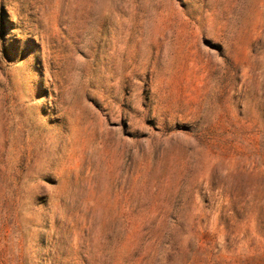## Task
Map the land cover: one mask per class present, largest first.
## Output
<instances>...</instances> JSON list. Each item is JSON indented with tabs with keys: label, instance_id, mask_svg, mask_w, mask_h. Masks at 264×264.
<instances>
[{
	"label": "rangeland",
	"instance_id": "374dc122",
	"mask_svg": "<svg viewBox=\"0 0 264 264\" xmlns=\"http://www.w3.org/2000/svg\"><path fill=\"white\" fill-rule=\"evenodd\" d=\"M0 264H264V0H0Z\"/></svg>",
	"mask_w": 264,
	"mask_h": 264
}]
</instances>
